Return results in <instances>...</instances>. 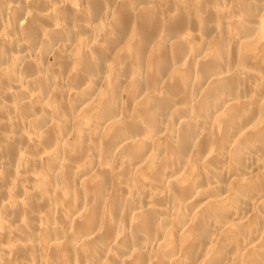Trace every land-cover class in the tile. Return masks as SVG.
Instances as JSON below:
<instances>
[{"label":"bare ground","instance_id":"1","mask_svg":"<svg viewBox=\"0 0 264 264\" xmlns=\"http://www.w3.org/2000/svg\"><path fill=\"white\" fill-rule=\"evenodd\" d=\"M33 1L34 0H32V2ZM155 1H159V4L157 3L158 6L156 5L157 8L154 7L155 9L151 6H149L151 7L149 9V7L147 6V8L145 5L141 8L139 7L141 10H138L137 7V9L134 7L135 5L133 6L134 3L131 4L128 0H125L126 3L124 2L122 6H119V11L117 10L118 7H116L117 12L115 11V13H118V20H115L114 18L112 19L114 20L112 22L115 28L112 29L111 27L110 29L112 31H108V33L104 34L105 37H103L107 42V44L105 42L107 45H105V48L107 49L104 50L103 47L100 48L101 45L96 44V49H99L100 51H95V46L92 45L94 48L93 54L96 52V56L91 57L93 54L88 55L86 53L87 49L85 50L83 48L85 46L83 45L82 48L79 47L80 50L78 49L80 52L77 50L79 52L78 55H80L79 59L71 61L70 57L65 58L66 54H64L65 51H67V44L62 45L63 42H59L60 46L58 48L60 51L58 50L57 52H59V55L62 58L61 62L64 58L65 61L63 60V64H58L56 63V60H59L57 62H60V59L55 58L56 60L53 62V65L61 70L64 69V72H68L70 68L67 69V67L71 66L72 76L69 81L73 87L77 88V90L84 79H93L94 89L92 88L93 91H91L95 93V96L93 95L92 97L91 95L92 98H90V102H88L87 99H84L88 102L86 103V108H88L86 112L89 114L90 112L88 110L91 112L93 111L95 119H97V116L101 117L104 114L105 116L108 115L107 117H104L103 120L99 117L102 120H100L101 122L99 123L111 119L110 121H107L109 125L107 129L108 131L105 134H102L103 136L97 137L95 135L96 137L93 136L94 138H89L87 132L84 134L85 123H79L76 126H73L71 125L73 119L68 116L64 119L62 126H60L61 128L57 125L50 127V125H47L48 122L46 121L47 119L49 121V118H46V120L41 119V117H39V119L38 117L34 118L36 116L35 114V116L32 115V119L29 121V127L34 131V134L39 138L41 136L45 138L43 141L29 142V151L34 157L33 161L37 162L39 168L43 169V174L46 176H49L50 169L56 170L53 180L57 179L61 183L59 185L61 194L62 196H65L62 200H64V205L68 208L73 205L71 196L69 195L71 194L70 192L79 188L82 193L81 187L83 186L80 181L78 185H73L70 180L71 177L69 178L68 174L66 175L61 172V170H65L63 169L65 168L64 164L66 163L67 166L70 167L74 166L76 162L84 161L88 155L86 148L89 147L88 143L90 141L102 145L100 149L101 156L98 155L100 158L97 157L98 160L95 161V158L92 157L94 160L93 162L102 161V164L99 169L96 168L97 164L95 165L97 170H95L93 166L94 170H87V173L88 171H91L92 173L95 171V174L91 175V177L89 176V179L86 182L87 187L84 189L89 192L90 195L88 196H91L95 201H93L95 205L92 203V205L87 207L82 206V210L79 209V211L81 210L80 212L77 211L79 208L77 207V213H68L64 221H51L56 225L54 227L51 226V228L57 233V235H59L58 237H56V235L53 238H49L51 233L48 235L46 232L50 229L48 227L44 228L43 233L45 237H43V244L40 247L39 252H37L36 249L34 250V248L32 249L34 250V255L38 256L41 254L44 256L42 258V263L39 262L41 259L39 256L37 261L40 264H241L234 260V258H237L238 255L246 251H248L246 252V255L249 252L250 254L248 258L245 259L246 261L244 260L245 264H264V112H258L260 111V105L258 102L259 98L257 96L258 99L251 97L255 89L254 87L256 86V84H254L255 86L252 88L251 83L254 80L259 81L258 79L261 78L258 77H260V74L262 75V73H264V41L261 40V37L260 40L257 39L258 41L254 44L252 40L254 38L250 37V39L248 38V40H246L247 38L244 37L245 43L249 45V49L247 51L244 50L245 52L242 51V53L238 52L240 54H238L235 59L233 56L235 54L237 55V53L233 52L234 55L231 53L233 58L232 60H228L230 58L228 57L230 56L228 52L230 51V47L228 48L229 45L227 43L229 42V39L227 34L224 33L227 23L226 25L225 22L224 25H215L212 23L214 20H211L213 14L209 13V15L212 14L209 16L207 11L205 13L206 15L204 14L205 16L202 17L201 15V29L204 26L205 30L202 31L207 33L206 44L204 45V48H202L205 50L208 46L214 47L216 53L205 54L206 51L204 50L203 52L205 53H201V46L205 43L202 41L203 44L201 43L200 46L201 54H197L199 56L196 61L193 55L196 50L192 52L191 55L193 56L188 58L191 51L188 50V47L185 44L187 38L190 39V37H186L184 31L193 23L189 24V18L192 17L188 18L185 14L186 7L188 5L190 6L189 2L188 5L184 4L181 6L177 4L173 5L171 0L170 2L168 1V3L167 0ZM199 1L200 4L195 3L196 6L198 4L197 13L199 14L203 13L204 8L210 10L213 4H216V1V6L219 5L218 0ZM231 1L234 6L231 13L234 22L233 24L229 23L231 24V27L229 28H231L232 32V34L231 32L229 34L234 35L233 39L235 41H232L236 42L239 35L242 33L245 34L253 31L252 24L258 11L262 9L261 6L263 4L261 5V2H263V0ZM38 2L42 3L41 1ZM34 3L36 4V0ZM144 3L146 4L147 2ZM39 5L42 6L43 4ZM86 5H89L91 9H98V7L102 8L103 0H89ZM66 6H68V4ZM62 8L60 7L59 9L61 10ZM67 9L69 10L70 7ZM188 9H190V7ZM19 10H17V12ZM98 11L99 10H97V12ZM193 11L191 12L193 13ZM59 12L66 14L65 11ZM90 12H93V10ZM97 12L95 11V14ZM169 12L173 14L170 17H167L168 14H171ZM93 13L92 15H95ZM64 14L63 16H66ZM75 14H77L75 16H77L78 19L82 18V15L81 17H78L80 14L77 13V11ZM36 15L39 16L37 13ZM37 16H35V18L32 16L35 20L31 18L32 22H30V20V24L28 22L29 25L26 30L28 36L33 35L34 31L36 32V29L38 31L36 26L39 24H37L36 20L37 18L38 20L40 18ZM108 17L110 16L104 18L107 19ZM95 18L96 17L93 18L94 21L99 20V18ZM43 19L44 21L40 20L45 22V17ZM221 19L222 21L225 20L224 18ZM192 20L194 19L192 18ZM222 21H220V24ZM245 21L250 24L248 27L245 25ZM109 24L111 23L109 22ZM102 25H96V27L98 26L97 28L93 27L97 30L99 26L102 28ZM193 25H196V23ZM93 27H91L92 30L94 29ZM65 28L64 30L68 29ZM100 28L97 32H100L101 34L103 31ZM242 28H244V30H242ZM105 29H107V27ZM49 31L50 30H48V32ZM191 31L193 32V30ZM65 32L70 35L69 30H66ZM163 32L167 34L164 33L165 36H162ZM92 33L94 34V31ZM50 34L54 36V34ZM61 34H63V32H61ZM90 34H88V39L91 37ZM250 34L251 33H249V36ZM101 35L103 36V34ZM253 36L255 37V35ZM55 37H57L56 33ZM241 39L243 38L241 37ZM53 41L55 42V38ZM58 41L59 39L57 40V43ZM74 41L75 39L71 42ZM92 42L97 43V41L95 42L94 40ZM49 43L50 42L46 44ZM124 44H126L125 47ZM234 44L232 43V45ZM236 45H234L235 47L233 46L234 49L237 47ZM71 47H73L72 44ZM193 47L197 48L196 45H193L192 48ZM50 49L53 50L51 47L49 50ZM234 49H232V51L237 50ZM197 50L199 51V49ZM38 59L40 58L38 57ZM28 60L29 59H27V61ZM108 62H111V66L107 64ZM28 64H30V61ZM30 65L29 67L31 68ZM32 67L34 68L33 64ZM33 68L32 70H35V68ZM5 69L7 70L8 68L5 67L3 70ZM108 70L112 73V76H115V80L112 81L109 86L103 87L102 82L104 81V73L102 75V71L106 74V71ZM29 73L31 75V72ZM14 75L13 79L19 80V77L16 78ZM30 75V78H27V82H25L26 86L29 88L32 86H35L36 88L41 87L44 90L47 85L46 81H43L44 78L41 77L40 79H43L38 80L34 79V77L31 78ZM196 76H201L199 77L200 79L203 78L201 79L202 81H200L197 77L196 80L197 82L200 81V83L194 86L195 83L193 79ZM24 78L25 77H23V79ZM124 83L127 87L126 91L129 93H127L128 95L125 94L129 97L130 101L134 99V96L137 94L139 95L142 92L143 94L145 93L144 95H148L145 96V98L147 97V100L139 105V119L136 122L133 117L134 115L131 117L130 114V118L133 119L128 121L126 118L121 119L116 114L118 109L117 104H123L124 102L122 95L119 94L121 93L119 92V86L121 84L124 85ZM201 85H204L205 88H202ZM196 87L203 89L201 90V92L203 91L201 95L196 89L195 91L197 92L194 91V88ZM43 90L42 92H44ZM77 90L68 98L69 102L71 100L78 101L79 98L83 97L81 90ZM86 90H88V87ZM194 92L199 94L200 99L198 97L197 100L194 98V95H196ZM54 93L57 92L54 90ZM62 93H64V91ZM85 96L88 97V95ZM59 97L61 96L59 95ZM119 97H121L123 102H120L122 100L119 99ZM40 98L41 96L39 99ZM142 98L143 97H141V99ZM34 100L33 102L30 101L34 104ZM27 101L28 102L24 101L25 103L22 104V107L20 108L22 111L27 110L26 108H28L29 111L30 106L33 105L29 100ZM134 105L136 106V104ZM63 106L67 107V103L64 102ZM129 106H131V104L126 106V108ZM33 108L31 107L30 109ZM81 109L82 108L80 107V110ZM129 109H131V107H129ZM80 110L78 112H82V110ZM121 110L123 111L122 108ZM123 114L126 115L127 113L125 114L124 112ZM167 116H171V118L173 117L172 119L170 118L171 120L175 117H180L179 122L176 123L177 125L174 123L171 125V122L168 123L170 120ZM166 118H168L167 122ZM29 119L30 118H28V120ZM89 120L93 125L96 123L90 117ZM97 121H99V119ZM132 121H134L133 125L134 123L136 125L133 126L130 124ZM127 124L132 125L134 128L138 125V129L137 127L136 130L134 129V133L136 134H132L131 132V134H128V130H130L129 128H132V126L128 125L129 127H127ZM143 124H145V130L139 128L142 127ZM93 125L92 129L94 132L95 127ZM104 128L105 126L103 127V130ZM40 129L43 130L42 133L39 132L41 131ZM72 129H75L76 131V136L74 137L76 140L75 142L72 140L73 143L71 142L70 147L63 152L64 154L58 156L55 152L57 156L52 157L51 155V157H48L47 159L45 158L46 160L43 162L41 159L35 157L38 156L46 146L51 143V146L55 145L57 133L64 131L67 136V131L69 133V130L72 131ZM100 130L97 131V133H99ZM138 130H141L143 133L148 132L151 135L156 136V138L154 137L149 140L148 137H142L143 133L140 131L142 136H140L141 134L138 135ZM39 134L41 135L39 136ZM235 134L236 136L238 135L239 140L235 139ZM69 136L70 135L67 137ZM67 137L65 139L70 138ZM43 138L41 137V139ZM97 138H99V140ZM118 143L122 144V146L120 145L122 148L117 154L115 153L117 156H114L117 158L113 157L118 160L124 155L126 156L124 162H126L128 157L130 162H133L134 164L135 162L137 164H142L143 169L145 170L143 171L144 173L142 172L143 180H145V182H143L151 190L155 191L154 196L158 199H156L158 204L164 206V208H159L157 206L149 207L148 205L138 207V204L133 200H123V197L120 196L118 187H115V183H113L114 187L107 185L105 177L109 174H106L104 177L103 174L108 171L107 169L104 171V164L106 160L110 159V155L116 149L115 147ZM231 143L232 145L230 146ZM8 149L10 150V148ZM117 149H119V147ZM207 149L210 153L209 156L207 153L208 162L206 165L202 166L200 164L201 162H199L201 159L199 155L203 154ZM57 152H60V150L58 151V148ZM224 160H228L229 162L221 164L220 162H223ZM118 163L119 162L114 164L118 165ZM116 165L114 166L116 167ZM86 166L84 168H86ZM125 166L128 168V164ZM129 167H132V165ZM133 167L136 169V166ZM203 167H205V169L209 168L210 170L209 175L211 178L208 176V178H210L209 180H205L201 174V171L204 169ZM205 173H207L206 170ZM85 177L88 178L86 174ZM120 178L122 179V177ZM83 179H81V182H84ZM121 184L123 187V183ZM123 190L125 191V189ZM123 190H121V193L124 192ZM167 191H170L171 196L164 197L165 195H163V193ZM108 192L111 195L107 199L106 193ZM79 193L76 192L74 195L76 196V194L78 195ZM83 193L81 197L83 196ZM195 196L198 197L196 201L192 200ZM130 198L133 199L132 197ZM88 199L90 198L88 197ZM174 199L179 200L181 203H187L186 206L190 203L189 205L191 207L193 205L192 209L197 206L202 207L203 204L207 205L203 210L201 207L198 209L196 208L197 210L195 209V211L192 210L195 213H193L194 216H192L191 219L193 222L192 224L187 223L188 226H192L188 231L186 228L187 226L185 225V228L187 229L186 231L188 232L185 235L183 234L184 236L181 241L176 239L179 232V229L177 232L176 228H178V226L180 227L179 224L183 223V221L185 222V217L180 216V214L176 218V225L174 224V227L168 235L162 234L165 229V220L167 222L169 219V216H166V213H168L167 209L170 206L169 204H171V206L173 205ZM78 200L80 201V199ZM167 200L171 201L168 203ZM79 201H77V203ZM142 201L144 204V200ZM133 202L137 204V206H135L138 207V209L136 208L137 211L131 215L132 207H134ZM77 203H75V205H77ZM57 204L55 203V205ZM81 204L84 205L82 202ZM70 208L72 211L75 209L74 206ZM125 208L127 210H125ZM187 209L190 211V208ZM182 212L184 213V211H180V213ZM168 224L166 225V229L169 228ZM220 224H223L225 229L222 235L219 238H216V235L218 234L216 228L219 227ZM185 228H180V233H182V231L184 232ZM49 232H51V230ZM161 235H165V238H162V240L164 239V244L165 239L167 240L165 246H163L164 248L161 247L158 249L157 245L161 246L158 244L159 241L161 243ZM75 240H78L82 244H77ZM171 244L172 247H169ZM165 247L167 248L165 249ZM210 249L211 251L208 253ZM35 260L34 257V262Z\"/></svg>","mask_w":264,"mask_h":264},{"label":"rangeland","instance_id":"2","mask_svg":"<svg viewBox=\"0 0 264 264\" xmlns=\"http://www.w3.org/2000/svg\"><path fill=\"white\" fill-rule=\"evenodd\" d=\"M38 1H41L42 3H39ZM83 1H84V3H83ZM83 1L82 0H36V4H35L34 3L35 0L33 2H32V0L31 1L30 0H0V264H40L37 261L39 256L41 257L39 262L42 263V258L44 256L41 254H39L38 256L34 255L33 252L35 249L37 252H39V249L43 244L42 243L43 239H44L43 237H45V235L43 233L44 228L48 227L51 230V232H49L50 230L48 231L49 233L46 232L48 235L50 233L52 234V232H53L52 235L51 234L49 235V238L55 237L57 235V233L54 230H52L51 226L54 227L56 225L51 221H59V222L64 221L66 219L68 213H72V212L77 213L76 212L77 207H79L77 209V211L80 212L82 210L81 209L82 206L87 207V206L92 205V203L94 204V202H95L91 198V196H88V195H90L89 192H87L84 189L87 187L86 182L88 181L89 176L91 177V175L95 174L94 173L95 171H93V173L91 172L92 170H94L95 165L97 164L96 168L99 169L100 165L102 164V161H100V162L98 161L99 163L93 162L94 160L92 158V157H94L95 161L98 160L97 159L98 155L101 156V153H100L101 150L100 149H101L102 145H100L97 142L93 143V141L92 142L90 141L88 143L89 147L86 148V151L88 153L86 159L84 161H80L78 163L76 162L74 166H70V167H68L67 164L65 163L64 164L65 168H63L65 170H61L62 173H65L66 175L68 174L69 178L71 177L70 180H71V183L73 185H78L79 181H80V183H82V186L84 187V188L81 187L82 193L84 192L82 197H81L82 193L80 192L79 188L78 189L76 188L77 190L76 189L72 190V192H70L71 194H69V192H68V194L71 196V199H72V204H73L72 206H74V208H75L74 211H72L70 208L72 206H69V208H70L69 209L66 205H64V200H62V199L65 198V196H62L61 189L59 186L61 183L57 179L53 180V178L55 177L56 170L50 169L49 170V176L44 175L43 169L39 168L36 161H33L34 157L29 151V148H30L29 142L30 141L32 143V142H35V141L37 142L40 140L43 141L45 139V138H43V136H41L43 139H41V137L39 138L37 135L34 134V131H32L31 128L29 127V121L32 119V115L33 116L36 115L34 118L38 117V119H39V117H41V119H45V120H46V118H49V121H48V119L46 121L48 122L47 125H50V127H53L56 125L58 127L62 126L64 119H66V117L68 116L69 118L73 119L72 124H71L73 126L74 125L76 126L79 123H85L86 124V126L84 128V134H85V132H87V135H89V138H92L95 135L97 137L103 136L102 134H105L108 131L107 129H108L109 125H108L107 121H110L111 118L109 120L104 121L103 123H99L104 119V117H107L108 115L105 116V114H104L101 117L99 116L102 119L101 120L98 116H97V119L94 118V116H93L94 112L93 111L91 112L90 110H88L90 112L89 114L86 112V110L88 109V108H86L87 107L86 103L90 102V100H91L90 98H92L93 95L95 96V93L92 92L93 91L92 88L94 89L93 79H84L81 86L78 89V90H81L83 97L79 98L78 101H74V100L72 101L71 100L69 102L68 98L70 96H72L71 94L75 93V91L77 90V88L73 87L69 81L71 79V76H72L71 66L67 67V69L70 68L68 72L67 71L64 72L63 71L64 69L61 70L60 68H56L55 65H53V62H55V60H56L55 58L60 59V62H57L59 60H56V63H58V64H63L66 57H70L71 61L78 60L79 56H80V55H78L80 52L79 50H80V48L83 47V45L85 46L83 48L85 50L87 49L86 53L88 55L93 54L94 48H95L94 49L95 51L99 50V49H96V44L101 45L100 48L103 47L104 50L107 49V48H105L107 46L106 45L107 42L105 41V39H103V37H105L104 34L108 33V31H112L110 29L111 27H112V29L115 28L113 26V22H112L114 20H112V19L114 18L115 20L116 19L118 20V13H115V11L117 12V10L119 9V6H122L124 4L125 0H113V1L112 0H103L102 8L98 7V9H91V7L89 5H86L89 2V0L88 1L83 0ZM168 1L170 2V0H167V3H168ZM197 1H199V0H185V1L184 0H171L173 5L177 4V5H181V6H183L184 4L188 5V2H189L190 6L188 5L186 7L185 14L187 15L188 18L192 17L196 23V25H193V24H195L194 20H192V18H189V24L192 22L193 23L190 24L191 26L190 27L188 26L187 29L184 31V33H185L184 35L186 37H190V39L187 38V41L185 43L188 47V50L191 51L188 58H191L194 55L195 60L197 61V59H198L197 57L199 56L197 54H201L204 50L203 48H204V45L206 44V39H207L206 34L207 33L202 31V30H205L204 26L201 29V27H202L201 19L203 16L206 15L205 13L207 11H208L207 12L208 15H209V13L213 14V18H211V20L212 21L214 20V21L212 23H214L215 25H224V22H225V25H226V23L228 25V26L227 25L225 26L226 30L224 31V33H226L228 36L229 42H227V43L229 45L228 48L230 47L229 49L231 51V52L228 51L230 54V56H228V57H230L228 60H230V59L232 60L233 57H234V59L237 58L236 56H238V54L242 53V51L245 52L244 50L247 51L249 49V45L245 43L244 37L247 38L246 40H248V38L250 39V37L254 38V39H252L254 44L256 41L260 40L261 37H262L261 40L264 41V38H263L264 37V6H263L264 0H263V2H261V5L263 4L261 6V8L263 10L261 9L258 11V14H257V16H256V18L252 24L253 31L249 32L252 35L250 34V36H249V33H245V34L242 33L241 35H239L236 42H233V41H235L233 39L234 35L229 34L231 32V28H229V27H231V24H233V22H234L233 21L234 19H233L232 14H231L232 10L234 8V6L232 4L233 2L231 0H218V3H219L218 6H216L217 1H216V4H213V6L210 10L204 8L205 7L204 6L203 7L204 8L203 13L199 14V13H197L198 12L197 8H198V4H200V1L199 2H197ZM76 2H78L80 4V6ZM111 2H113V3H111ZM128 2L131 4L134 3L133 6L135 5L134 7L135 8L137 7L138 10L145 5H146V7L151 6L153 8L154 7L157 8L156 5L158 6V4H159L158 3L159 1L156 2L155 0H150V1L149 0H146V1L145 0H128ZM144 2H147V3L145 4ZM148 2H150V3H148ZM195 3H198L197 6L195 5ZM39 4H43V5L40 6ZM67 4H68V6H66ZM112 4H114V5H112ZM139 5H142V6H139ZM38 7H39V9H38ZM60 7L61 8L63 7V8L60 10L59 9ZM69 7H70L69 10L71 12L67 9ZM83 7L85 10L83 9ZM116 7H118L117 10H116ZM151 7H149V9ZM189 7H190V9H188ZM90 9L93 10L94 13L90 12L91 11ZM17 10H19L20 12L19 11L17 12ZM79 10H81L82 13H81V11L78 12ZM97 10H99V11L97 12ZM190 10L191 11L194 10L193 13ZM59 11H63V12L65 11L66 14H64L62 12L60 13ZM76 11L79 14L81 13L80 16H78V17H81V15H82V18L81 19L79 18L80 20L77 18V16H75V15H77V14H75ZM84 11H85V13H84ZM95 11L97 12L96 13L97 16L95 14ZM69 12L72 14H70ZM36 13L39 16H37ZM92 13L95 15H92ZM169 13H171V12H169ZM188 13H190V14H188ZM40 14H41V17H40ZM63 14L66 16H63ZM83 14L86 16V18ZM108 14H110V15H108ZM172 14L173 13L168 14L167 17H170ZM212 14H210V15H212ZM105 15L110 16L108 18L111 20H109L108 18L107 19L104 18V17H106ZM201 15H202V17H201ZM32 16L34 18H35V16H37L43 21H44L43 18L45 17V22L41 21L40 19L38 20V18L36 17L37 18L36 22H37V24L40 25V26L39 25L36 26L38 28V31L36 29V32L34 31L33 35L28 36L26 30H27L30 22H32L31 21L32 20L31 18H33ZM92 16L96 17L95 19L99 18V20L94 21V19H93L94 17H92ZM221 18H224L225 20L222 21ZM239 18H241V17H239ZM29 20H30V22H29ZM102 21H103V23H102ZM220 21H222L221 24H220ZM28 22H29V24H28ZM109 22L111 24H109ZM245 22H246L245 25H247V27H248V25H250V24L247 21H245ZM79 23H81V24H79ZM229 23H231V24H229ZM99 24L100 25L103 24L102 28H100L101 26H99V28L102 29V31L104 32L103 33L100 30L102 32L101 34H103V36L100 34V32L99 33L97 32V30H99V28L96 30V28L98 27V26L96 27V25H99ZM192 25H193V27L194 26L195 27L193 28ZM78 26L80 27L81 30L79 29ZM93 26L96 28H94ZM65 27L68 29H66ZM91 27H93L94 29L92 30ZM106 27H107V29H105ZM64 28L66 30L70 31L69 32L70 35L67 33L68 31L65 32L66 30H64ZM228 28H229V30H228ZM104 29H105V31H104ZM48 30H50V31L48 32ZM90 30H91V32H90ZM191 30H193V32ZM242 30H244V28H242ZM93 31H94V34L92 33ZM61 32H63V34H61ZM83 32H85L86 34ZM50 33L54 34V36H52ZM55 33H56L57 37H55ZM164 33L165 32L162 33V36H165V34H167V33H165V34ZM88 34H90V36L92 37V39L90 37L91 41H90V39H88L89 38ZM194 34H196V35H194ZM231 34H232V32H231ZM99 35H101V36H99ZM253 35H255V37ZM61 36H63V37H61ZM192 36H195L196 38L197 37L198 38L196 39L195 37H192ZM241 37L243 39H241ZM52 38H53V40L55 38L56 43H57V40L59 39V41L57 43L58 45L52 40ZM74 39H75V41L71 42ZM88 40H89V43L91 42L92 44L91 43L89 44ZM93 40L95 42L97 41V43L92 42ZM47 41L50 43L46 44V43H48ZM84 41L86 42V44ZM188 41H189V43H188ZM202 41H204L205 43L203 44ZM59 42H61V43L63 42L62 45L67 44V46H66L67 51H65V53H64L66 55H65V58L63 59L64 61L62 60L63 63L61 62L62 58L60 57L59 52H57L59 50L58 47L60 46ZM105 42H106V44H105ZM239 42H240V46H239ZM73 43H75V44H73ZM201 43L203 44L202 46H201ZM232 43L237 44V45L234 44L237 46L235 48V49H237L236 51H232V49H234L233 48L234 45H232ZM71 44L73 45V47H71ZM69 45H70V47H69ZM92 45L95 47L93 48ZM191 45L192 46L196 45L197 48H195V47L192 48ZM125 46H126V44H124V47ZM200 46H201V48L203 47L201 50V53H200ZM50 47L53 48V50L52 49L49 50ZM56 48H58V49H56ZM197 49H199V51ZM239 49H240V51H239ZM194 50H196L195 53L193 55H191ZM204 51H206V53L203 52L205 54H211L214 52L216 53L214 47H211V46H208L207 48H205ZM233 52L237 53V55L236 54L234 55ZM238 52H240V53H238ZM95 53L91 57L96 56ZM231 53H232V55H234L233 57H232ZM38 57L40 59H38ZM27 59H29V60L27 61ZM29 61H30L31 65L28 64ZM25 62H27V63H25ZM26 64H28V65H26ZM32 64L34 65L35 70H32V68H33ZM107 64H109L111 66V62L110 63L108 62ZM29 65L31 66V68L29 67ZM39 66L42 70L39 68ZM49 66H50V68H49ZM5 67L8 68L7 70L5 69L6 71L3 70ZM57 69H59V70H57ZM28 70H29V72H31V75L28 72ZM32 72H33V74H32ZM28 73L31 76V78L34 77V79L39 80L41 77H43L44 78V79L42 78L43 81H46V83H47L45 89L43 90V88H41V87L36 88L35 86L34 87L32 86L29 88L28 86H26L25 82H27V78H30ZM103 73H104V75H103ZM13 75L16 78L19 77L18 78L19 80H14ZM102 75H103V80H104V81L102 80L103 81L102 82L103 87L109 86L112 83V81L115 80L114 79L115 76L114 75L112 76V73L109 70L106 71V74L104 71H102ZM262 75L264 76V73H262ZM262 75L260 74V77H258L261 79L256 78L259 81L254 80L251 83L252 88H253V86H255L254 84H256V86L254 87L255 88L254 92L252 93L251 97L254 99H256L257 97L259 98V99L258 98L257 99H258V102L260 105V106L258 105L259 110H260L258 112H260V113L264 112V106H263L264 105V99H263V97H264V79L263 78L264 77ZM21 77H22V79H21ZM23 77H25V78L23 79ZM197 77L198 76H196L194 79L196 80ZM199 77H201V76H199ZM199 77H198V79L200 81H202L201 79L203 77L201 79ZM4 78H6V79H4ZM42 79H40V80H42ZM52 79H53V81H52ZM194 79H193V81L195 83L194 86H196L200 83V81L197 82V80L195 81ZM255 81H257L258 83ZM260 81H261V83H260ZM105 84H106V86H105ZM90 85L93 87H91ZM204 85H201V87L205 88ZM87 87H88V90H86ZM202 88L196 87V88H194V91L196 89L198 92H200L199 94L201 95L203 92V91L201 92V90H203ZM40 89H42L44 92H42V90H40ZM59 89L61 90V93H60ZM89 89H90V91H89ZM119 89H120L119 92H121L119 94L122 95V99L124 100V102L121 99V97H119V99L122 100L120 102H123V104L117 102V103H119V105L117 104V106H118L117 108L119 109V111L117 109L116 114L121 119L126 118L128 121L130 119H133V118H130V114H131V117H132V115H134L133 117L135 118V122H136L139 119V112H140L138 110L139 105L144 103L147 100L146 99L147 97L145 98V96H148V95L147 94L144 95L145 93L143 94V92H142L139 95L137 94L138 96L137 95L134 96V99L132 101H130L129 97L126 96V94L128 93V91H126L127 90L126 84L125 83H124V85L121 84L119 86ZM54 90L57 93H54ZM62 90L64 91V93H62L63 92ZM259 90L261 93L259 92ZM197 91H195V92H197ZM84 93H85V95H88L89 99H88V97H86L84 95ZM255 93H257V94H255ZM199 94L197 93L196 95H194V98L196 100H197V97L200 99ZM42 95H43V97H42ZM59 95L61 97H59ZM91 95H92V97H91ZM38 96L39 97L41 96V98L39 99ZM139 96H141L143 98L141 99V97H139ZM25 97L28 99H26ZM136 97H137V99H136ZM138 97L140 100L138 99ZM60 98H62L63 100ZM84 99H87L88 102ZM23 100L25 102H28L27 100H29V102H31V101L33 102V100H34V104L31 102V104H33V105L30 106V108L31 107L32 108L34 107V108L33 109L29 108V111H28V108H26L27 110L22 111L20 108L22 107V104L25 103ZM83 100L86 102H84ZM35 102H36V104H35ZM64 102L67 103V107L63 106ZM130 104H131V106H129V107H131V109H129V107L126 108V106H128ZM134 104H136V106ZM80 107L82 108L81 109L82 112H78L80 110ZM120 107L123 109V111L125 108H126V110L129 109L127 111L126 110L124 111L125 114L127 113L126 114L127 116L123 114L124 112L121 110ZM262 107H263V109H262ZM66 110H68V111H66ZM132 110H133V112H132ZM134 110H135V113H134ZM25 111H27V112H25ZM78 113H80V114H78ZM76 114H78V115H76ZM29 116H31V117H29ZM75 116H77V117H75ZM128 116H129V118H128ZM74 117H75V119H74ZM89 117L94 122H96L94 125L90 122ZM167 117L169 118L170 121H168V118H166L167 119L166 122L167 121H168V123L171 122V125H173L172 123L177 125L176 123H178L179 119H180V117H175L173 120H171L173 117L172 118H171V116L170 117L167 116ZM28 118H30V119L28 120ZM98 119H99V121H97ZM123 120H125V119H123ZM176 120H178V121H176ZM133 122L134 121H132L130 124L133 125ZM58 123H59V125H58ZM92 125L95 127L94 132L92 129ZM96 125H97V127H96ZM128 125L129 124H127V127L132 126V125H129V126ZM134 125H136V124L134 123ZM144 125L145 124H143L142 127H139V128H141L143 130L145 128ZM102 126L103 127L105 126L104 130H103ZM133 126H132L133 129L129 128L130 130H128V132H129L128 134H131V133L133 134L138 125L135 128ZM137 129H138V127H137ZM99 130H100V132L97 133V131H99ZM140 131L138 130L139 133H137V134L138 135L141 134L140 136H142L143 132L141 131L142 132L141 133ZM39 132L42 133L43 130H41ZM75 133H76L75 129L74 130L72 129V131L69 130V133L67 131V134L70 135L69 136L70 138L67 137L68 135L67 136L65 135L64 131L57 133V139H55V145L51 146L52 145V143H51L50 145L46 146L45 149H43V151L40 153L41 155L39 154L38 156H35V157H37L38 159H41L43 162L48 157H51V155H52V157H54L57 155L59 156L61 154H64L63 152L68 147H70L72 140H73V142H75V140H76L74 138L76 136ZM91 133H94V134H91ZM134 134H136V133H134ZM40 135L41 134H39V136ZM81 136H82V134H81ZM66 137L69 139H65ZM142 137H148L149 140H151L154 137L156 138V136L151 135L148 132L147 133L144 132ZM97 139L99 140V138H97ZM235 139L236 140L238 139V135L236 136V134H235ZM12 145H13V147H12ZM120 145L122 146V144L118 143V145L115 148L117 149L119 147V149H117V150L115 149L113 151L114 153L112 152L113 155H112V153L110 155L111 160L110 159L106 160L105 164H104L105 165L104 171L106 169L108 170V171H106L107 173L104 172L105 173V174H103L104 177L106 176V174H109L105 177V181H106L107 185L110 187H114L113 183H115V187L116 186L118 187L120 196L123 197V200L124 199H126V200L128 199L131 201L133 200L134 202H136L138 204V207H144V206L148 205L149 207L157 206L159 208H164V206L158 204V201H157L158 199L154 196L155 191L151 190L148 186H146V184H144L145 180H143L144 179L143 178V173H144L143 171H145V170L143 169L142 164H140V163L137 164L136 162L134 164L133 162H130L128 157H127L126 162H124L126 159V156H124V155H122L121 159H118V160L114 158L117 156L116 155L117 152H119L122 148V147H120ZM231 145H232V143L230 144V146ZM8 148H10V150ZM57 148H58V151L60 150V152H57ZM59 148H62V149H59ZM55 152L57 155L55 154ZM207 153L209 156L210 153H209L208 149L205 152H203V154L199 155V157L201 158L199 162H201L200 164L202 166L206 165L208 162L207 161V158H208ZM114 155H116V156H114ZM98 158H100V157H98ZM113 158L115 159V162H114ZM202 159H204V160H202ZM108 161H110V162L112 161V162L110 163ZM117 162H119L118 165L114 164ZM224 162L227 163L229 161L224 160L223 162H220V163L222 164ZM126 164H128V168H127V166H125ZM114 165H116V167ZM131 165H132V167H129ZM85 166H86V168H84ZM133 166H136L137 170ZM96 168H95V170H97ZM133 168H134V170H133ZM203 168H204L203 169L204 171L202 170L201 174L205 180H207V179L209 180L211 178L209 175L210 170H209V168H206V169H205V167H203ZM87 170H91V171H88V173H87ZM120 170H123L124 172L120 171ZM205 170L207 173H205ZM126 172H128V173H126ZM85 174L87 175L88 178L85 177ZM206 174H208V175H206ZM208 176L210 178H208ZM84 177L86 178V180ZM107 177H110V178H107ZM120 177H122L123 180ZM132 177H133V180H132ZM81 179H83L84 182H81ZM113 180H114V182H113ZM121 183H123V187H122ZM125 186H126V188H125ZM122 188L125 189V191ZM121 190H123L124 192L121 193ZM142 190H146V191H142ZM74 192L75 193L80 192V193L78 195L76 194V196H75ZM72 193H73V195H72ZM143 194H144V196H143ZM170 194H171L170 191L163 193V195H165L164 197H167ZM84 195H85V197H84ZM110 195L111 194L109 192L106 193V198L108 199L110 197ZM86 196H88L90 199H88V197H86ZM137 196H138V198H137ZM130 197H132L133 199H131ZM197 198L198 197L195 196L192 198V200L196 201ZM78 199H80V201L84 205H82ZM138 199H141V200H138ZM142 200H144V202H145L144 204H143ZM77 201H79L78 202L79 204L77 203ZM170 201L167 200L168 203ZM106 202H107V200H106ZM141 202L143 205L141 204ZM55 203L56 204L58 203V204L55 205ZM75 203H77V205H75ZM136 203H134V205H133L135 208L132 207L131 215L134 214L138 209V207H136L137 206ZM182 203L179 200L174 199V203H173L174 206L173 205L171 206V204H169L170 206L167 209L169 214L166 213L167 214L166 216L167 217L169 216L168 217L169 222L168 221L166 222V220H165V223H166L165 229H164V232L162 233V234L168 235V233L174 227L175 222H177L176 218L180 214V216L185 217V219H184L185 222L183 221L184 225H183V223H181V224H179L180 227L178 226V228H176L177 232L179 229V232H178L177 237H176V239L178 241L182 240V237L190 230V228L192 226V225L188 226V224H187V223L192 224V222H193V220H191V219L195 213L192 210L195 211L196 208L198 209L199 207H201V206H199V207L197 206V207L192 209L193 205L191 207L189 205L190 203L188 204V206H186L187 203L184 202L183 203L184 206L182 205ZM206 206H207L206 204H203L201 209L203 210ZM187 208H190V211H188L189 209H187ZM79 209H81V210L79 211ZM125 210H127V209L125 208ZM180 211H184V213L183 212L180 213ZM189 212H192V213H189ZM59 214H60V216H59ZM157 216H161V215H157ZM170 217H171V219H170ZM167 224L169 227V228L167 227L168 229H166ZM49 225H50V227H49ZM185 227L188 229V231H186L187 229ZM180 228L181 229L185 228L184 232L182 231V233H180L181 232ZM216 229L218 230V234L216 235V238H219L222 235V233L225 229V226L223 224H220V226L217 227ZM165 230L166 231L168 230V231L166 232ZM219 231H220V234H219ZM179 235H180V237H179ZM58 236L59 235H57L56 237H58ZM160 237L159 238L161 240V243H160V241H159V243L158 242L157 243L160 244L161 246L157 245L158 249L165 246L166 240H167V239H165V244H164V239L162 240V238H165V235H161ZM75 242L77 244H82L78 240H75ZM169 247H172V244ZM33 248H34V250H32ZM166 248L167 247H165V249ZM211 249L208 251V253L211 251ZM246 252H248V251H246ZM246 252L238 255V257L234 258V260L238 261L241 264H245V261H246L245 259H247L249 254H250V252H249L246 255ZM31 255H33V256H31ZM34 257L36 259L35 262H34Z\"/></svg>","mask_w":264,"mask_h":264}]
</instances>
